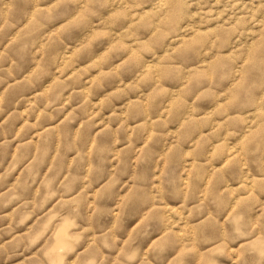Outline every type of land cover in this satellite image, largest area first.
<instances>
[{
	"label": "clouds",
	"instance_id": "clouds-1",
	"mask_svg": "<svg viewBox=\"0 0 264 264\" xmlns=\"http://www.w3.org/2000/svg\"><path fill=\"white\" fill-rule=\"evenodd\" d=\"M0 264H264V0H0Z\"/></svg>",
	"mask_w": 264,
	"mask_h": 264
}]
</instances>
